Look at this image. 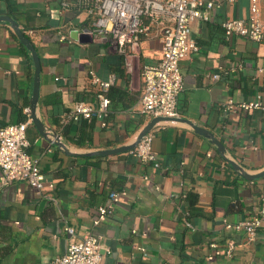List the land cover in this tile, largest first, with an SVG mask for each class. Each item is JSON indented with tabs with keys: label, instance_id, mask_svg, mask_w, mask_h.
<instances>
[{
	"label": "crops",
	"instance_id": "obj_1",
	"mask_svg": "<svg viewBox=\"0 0 264 264\" xmlns=\"http://www.w3.org/2000/svg\"><path fill=\"white\" fill-rule=\"evenodd\" d=\"M72 1L0 0V15L19 23L41 59L36 116L47 132L34 121L27 128L28 151L46 175L44 189L24 181L0 188V264H51L71 241L66 225L77 238L102 237L104 264H264V227L253 241L235 228L258 212L264 176L247 179L232 165L248 174L264 170V109L220 108L229 97L264 99V42L227 37L222 28L225 19H247L250 0H214L221 7L210 19L192 23L199 51L180 64L179 117L214 133L225 151L189 122L162 121L150 131L159 167L130 151L87 155L133 143L153 119L137 105L144 65L162 56L158 27L129 47L127 64L115 47L83 33L92 18L64 7ZM260 5L264 20V0ZM22 44L11 24L0 21V126L25 120L31 106L35 65ZM91 69L103 79L116 76L105 127L97 118L67 120L77 101L96 99ZM112 191L121 194L114 211L95 223L97 207Z\"/></svg>",
	"mask_w": 264,
	"mask_h": 264
},
{
	"label": "built area",
	"instance_id": "obj_2",
	"mask_svg": "<svg viewBox=\"0 0 264 264\" xmlns=\"http://www.w3.org/2000/svg\"><path fill=\"white\" fill-rule=\"evenodd\" d=\"M75 6L92 18V25L83 32L102 42L108 43L125 56L129 63V49L136 47L144 36L152 32L153 25L158 28L162 56L158 63L143 67L144 90L138 101V111L142 114L158 117H179L178 98L185 88L181 61L191 53L199 51V45L192 36V23L196 20L208 21L213 9L221 7L214 0H73L64 2V7ZM227 37L240 36L249 40L264 42V20L261 15L260 0H250V15L244 18H229L222 22ZM62 40L65 36L62 35ZM130 47V48H129ZM96 88L95 101L79 100L67 120H100L107 126L111 100L107 93L115 83V74L108 79L101 78L95 70L89 71ZM219 78V74H213ZM220 108L224 113H233L253 109H264L262 94L255 99L235 101L229 97ZM25 120L0 126V188L14 181H24L32 189L42 191L46 175L41 168L40 158L28 152L30 145L27 128L33 121L31 108L25 107ZM154 134L148 132L137 145L130 150L132 154L145 162L160 166L153 151ZM120 192L112 191L106 204L97 207L99 223L115 209ZM186 195L184 194L183 197ZM190 226V222H187ZM264 227V194L259 199L258 212L235 224L236 230L245 232L248 240L253 241L260 228ZM71 241L65 253L56 256L51 264H104L101 252V236L95 234L77 238L72 226L66 225ZM212 246H216L212 243ZM235 244L229 242L228 255L234 251Z\"/></svg>",
	"mask_w": 264,
	"mask_h": 264
},
{
	"label": "water",
	"instance_id": "obj_3",
	"mask_svg": "<svg viewBox=\"0 0 264 264\" xmlns=\"http://www.w3.org/2000/svg\"><path fill=\"white\" fill-rule=\"evenodd\" d=\"M0 21H7L11 24V27L14 29V31L17 34L20 41L27 47V49L30 50V52L32 54V58H33L34 65H35V75H34V90H33V95L31 97V106H30L31 116H32V119H33L35 125L39 129L40 133L43 134L44 136H47V132H46L44 123L36 116V106H37V102H38V98H39V88H40V73H41V67H42V63H41V59L39 57V54H38L32 40L26 35L25 31L20 27L19 23L13 17H11L9 15H0ZM162 121H186V122H189L193 126L195 131L204 135L205 137L210 138L212 140V142L217 145L219 151H221V152L225 151V145L211 131H209L203 127H200V126L192 123L191 121H188V119H184V118H180V117L158 116V117H153V119L138 134V136L136 137V139L133 143H131L129 145H123V146H120V147H117L114 149L99 150V151L87 153V155H93V154L104 155V154H114V153L122 152V151H130L137 145V143L141 140V138L145 134H147L148 132L151 131V129L154 127V125H156L157 123L162 122ZM54 143L60 144L59 141H54ZM232 165L234 166V168L237 171H239V173L243 177H245L247 179H253V178L260 177V176H264V170L259 172V173H256V174H248V173L244 172L242 167L239 166L238 164H235L232 162Z\"/></svg>",
	"mask_w": 264,
	"mask_h": 264
},
{
	"label": "trees",
	"instance_id": "obj_4",
	"mask_svg": "<svg viewBox=\"0 0 264 264\" xmlns=\"http://www.w3.org/2000/svg\"><path fill=\"white\" fill-rule=\"evenodd\" d=\"M30 38V37H29ZM22 46H23V48H26L23 44H22ZM111 89H112V87L109 89V91H108V93H107V95H108V97L110 98V100H111V95H110V91H111ZM29 152V151H28Z\"/></svg>",
	"mask_w": 264,
	"mask_h": 264
}]
</instances>
